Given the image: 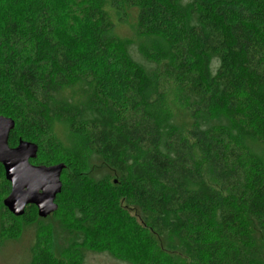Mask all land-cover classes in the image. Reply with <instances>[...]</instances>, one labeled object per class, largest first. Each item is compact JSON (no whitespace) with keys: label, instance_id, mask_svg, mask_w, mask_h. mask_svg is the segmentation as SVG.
I'll return each instance as SVG.
<instances>
[{"label":"trees","instance_id":"16d2710c","mask_svg":"<svg viewBox=\"0 0 264 264\" xmlns=\"http://www.w3.org/2000/svg\"><path fill=\"white\" fill-rule=\"evenodd\" d=\"M108 6L135 9L150 46L119 39ZM172 86L180 119L162 108ZM0 116L10 147L38 145L32 164L66 166L56 213L0 216V248L34 233L20 264H87L119 230L151 240L117 252L129 264H264V0H0ZM62 208L77 229L56 224L58 254L42 234Z\"/></svg>","mask_w":264,"mask_h":264},{"label":"rangeland","instance_id":"374dc122","mask_svg":"<svg viewBox=\"0 0 264 264\" xmlns=\"http://www.w3.org/2000/svg\"><path fill=\"white\" fill-rule=\"evenodd\" d=\"M108 7H109L108 14L113 19L116 25L114 33L119 39L127 42L128 40L132 41L134 42V45L140 42L142 43L143 46H148V47L150 46L148 43L150 39L142 40L136 34V30L134 28L136 22L135 9H128L127 7H125L126 8L125 12L124 10L118 12L117 10L115 11L113 8L111 9L110 6ZM183 107H185V100L183 96H181L180 92L177 91V88L175 86H172L171 91L167 95L162 108L167 114L177 116L180 119L181 116L179 114L183 110ZM55 135L57 140L60 142L61 145H63L62 147H64L65 150L69 151L74 148L80 149L81 141L77 137L72 135L65 127L57 126L55 128ZM83 162H84L85 170L89 175H95V177L100 176L101 178H103V174L105 172H103L101 166L102 164L99 159L93 158V156L86 154L83 158ZM6 181L7 180L5 178V175H3V167H0V216L3 210H7L3 204L4 199L7 197V194L4 193ZM64 210L65 209L62 208L60 211L61 215L53 218L49 222V224H47L46 228H44L46 230L42 234V236L46 239L45 242L47 244L45 245L51 251H53V253L55 252L58 254L62 253L63 245L60 242L58 235L56 233V228H55L56 224H59L61 222L63 223L64 228L71 227V229H77L76 228L77 223L73 218L62 217L66 215L63 213ZM17 218H21V217H17ZM1 221H4L5 227L13 224L12 219L0 217V230H1ZM118 234L121 237L119 239H116V247H114L117 251L113 249L108 250L104 248L102 249L99 248L97 253L88 254L89 256L87 259L88 260L87 264H129L130 261L133 260L131 257L128 256L129 259L119 258L120 256L118 255L117 252L121 253L122 251L125 255L130 254V256L133 257L135 256V258L136 257L138 258V256L141 255L147 256L151 254L152 247H151L150 239L146 241L144 240L143 237H140L139 239H135L134 237H130V236L126 237V232L122 230H119ZM33 239H34V233L31 231H25L23 236L19 238L16 242L7 243L3 248H0V264H20L22 262H25L26 259L29 258L27 256H29L28 255L29 249L33 244ZM106 244L107 243L105 242L101 245H106ZM176 263L193 264L194 262L187 258L181 257L177 259Z\"/></svg>","mask_w":264,"mask_h":264},{"label":"water","instance_id":"95a60500","mask_svg":"<svg viewBox=\"0 0 264 264\" xmlns=\"http://www.w3.org/2000/svg\"><path fill=\"white\" fill-rule=\"evenodd\" d=\"M14 128L13 119L0 116V165L11 185L4 207L13 216L23 217L26 209L34 206L39 217L47 219L59 209L56 200L64 187L61 178L66 166L32 164L38 158L39 147L23 140L17 147H10V133Z\"/></svg>","mask_w":264,"mask_h":264}]
</instances>
